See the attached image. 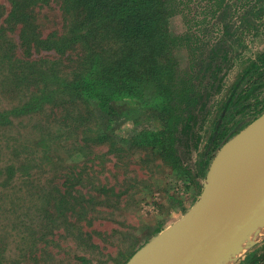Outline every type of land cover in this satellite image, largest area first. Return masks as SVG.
I'll use <instances>...</instances> for the list:
<instances>
[{
	"label": "trees",
	"instance_id": "obj_1",
	"mask_svg": "<svg viewBox=\"0 0 264 264\" xmlns=\"http://www.w3.org/2000/svg\"><path fill=\"white\" fill-rule=\"evenodd\" d=\"M6 1L0 136L8 152L0 154V193H13L0 197V264H65L53 250L71 248L69 240L87 252L98 247L93 239L100 233L89 227L101 217L97 195L114 191L102 178L108 160L140 153V162L153 155L178 168L179 152L188 158L198 147L210 101L232 64L233 36L247 20L256 28L264 0ZM50 2L61 23L44 33L36 8ZM193 7L216 15L215 30L171 33L170 17ZM183 47L187 64L178 54ZM125 105L159 125L127 137L108 133ZM263 112L264 49L238 74L215 115L201 176L221 145ZM18 188L28 197L15 195ZM23 200L30 204L22 211ZM135 250L121 245L118 264ZM255 254L256 248L235 264H256ZM75 256L88 264L85 255Z\"/></svg>",
	"mask_w": 264,
	"mask_h": 264
},
{
	"label": "rangeland",
	"instance_id": "obj_2",
	"mask_svg": "<svg viewBox=\"0 0 264 264\" xmlns=\"http://www.w3.org/2000/svg\"><path fill=\"white\" fill-rule=\"evenodd\" d=\"M230 2H235V0H230ZM0 4L4 5L7 11V1L0 0ZM36 15L44 33L60 27L61 19L55 3L50 2L48 5L37 7ZM214 22L218 23V20L210 10L205 11L202 7H193V11L187 12L185 10V13L178 12L171 16L169 30L173 34L187 33L188 30H195L198 33L199 29L206 28L215 30ZM249 22L247 20V27L237 31V34L233 36L235 39L233 52L235 53L232 64L224 77L221 91L216 93L210 101L209 113L201 131L198 147L192 151L188 158L187 155L184 156L183 151L179 152L181 160H179L180 166L178 168H175L171 161H164L162 158L153 155L147 156L148 158L144 162H140V153H130L128 156L121 157L119 161L111 156L112 159L105 163L102 178L107 180L109 186L113 185L114 191L110 190L102 195H97L99 197L97 199L102 201L97 206V209L100 210L98 214L101 217L94 220L92 226L89 227V229L100 233L95 235L93 239L98 247L94 250L89 249L87 252L80 248L75 241L69 240L66 243L70 244L71 248L63 247L65 249L55 248L53 250L65 264H79L80 261L75 256L79 254L87 257L88 264H118L122 255L118 257L120 252H117V249L121 245L122 247L132 246L136 250L139 249L180 218L193 205L200 194L205 178V175L204 177L200 175V162L215 115L238 74L251 58H254L259 51L264 49V13L256 28L248 27ZM218 28H220L219 25ZM245 29L251 30V32H243ZM211 34L215 35L214 32ZM15 35L14 32L12 36ZM241 37L243 43L238 42ZM43 54L45 55L46 52ZM178 54L181 62L187 64L190 55L187 48H181ZM131 106H123L121 115L107 130L108 133L127 137L138 133L143 128L159 125L155 117L147 113H135ZM3 140L0 136V150L2 149L0 154L8 152ZM62 155L65 157L64 152ZM38 180L42 185L46 184L43 174H40ZM44 189L50 190L47 185ZM12 190L17 196L28 197L27 190L20 188ZM8 192L13 193L4 189L0 193V197H5ZM29 204L24 200L20 201L21 210H25L23 208ZM19 212L20 210L17 213ZM12 216L10 217L14 218L17 215L13 214ZM257 238L256 243L245 251L243 249L244 252L242 251L235 257L232 264H235L239 258L244 257L246 253L255 248L256 264H264V235ZM7 254H14V252L8 250Z\"/></svg>",
	"mask_w": 264,
	"mask_h": 264
},
{
	"label": "water",
	"instance_id": "obj_3",
	"mask_svg": "<svg viewBox=\"0 0 264 264\" xmlns=\"http://www.w3.org/2000/svg\"><path fill=\"white\" fill-rule=\"evenodd\" d=\"M259 179L264 181V112L217 150L193 205L124 264H199L220 248L232 250L229 241L242 239L264 217V187L255 194L249 189ZM240 190L249 194L242 197Z\"/></svg>",
	"mask_w": 264,
	"mask_h": 264
},
{
	"label": "bare ground",
	"instance_id": "obj_4",
	"mask_svg": "<svg viewBox=\"0 0 264 264\" xmlns=\"http://www.w3.org/2000/svg\"><path fill=\"white\" fill-rule=\"evenodd\" d=\"M264 187L263 179L256 180L249 186V189L253 194L260 192ZM249 193L245 190H240L239 195L246 197ZM258 221V222H257ZM257 226L256 228L249 229L246 231L242 239L232 238L228 245L233 247L232 250L218 249L213 252V255H210L206 259H200L199 264H232L235 257H237L243 249L245 250L250 244L257 241V237L264 235V217L259 218L255 221Z\"/></svg>",
	"mask_w": 264,
	"mask_h": 264
}]
</instances>
